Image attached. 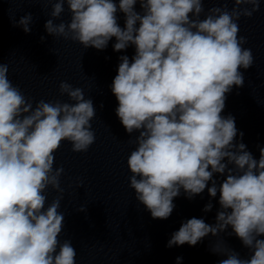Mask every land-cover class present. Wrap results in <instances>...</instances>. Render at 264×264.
Instances as JSON below:
<instances>
[{
  "label": "clouds",
  "instance_id": "1",
  "mask_svg": "<svg viewBox=\"0 0 264 264\" xmlns=\"http://www.w3.org/2000/svg\"><path fill=\"white\" fill-rule=\"evenodd\" d=\"M44 2L51 4L44 27L53 37L85 49L103 50L113 37L116 52L134 46L131 59L119 57L111 92L126 132L139 133L129 140L136 144L127 159L129 187L151 217L168 219L181 190L192 199L211 181L209 196L219 193L216 223L190 218L167 247L195 246L231 227L229 235L235 234L251 255L240 258L217 243L211 251L226 256L219 264H264V147L257 146L259 159L254 158L243 142H236L234 117L222 115L227 94L244 85L241 69L254 62L251 49L243 47L247 38L239 35L238 21L258 12L261 0H232L231 10L226 2L206 10L205 0ZM65 3L70 22L54 23ZM118 12L124 14V27ZM32 20L28 13L14 26L29 33ZM8 72V65L0 64V264H76L71 241L60 240L64 168H54V162L65 141L75 153L87 152L95 142L93 101L62 81L59 92L67 102L41 99L34 106ZM239 136L242 141L243 133ZM214 174L225 178L217 184ZM49 188L59 193L50 204ZM212 207L209 202L203 211Z\"/></svg>",
  "mask_w": 264,
  "mask_h": 264
},
{
  "label": "water",
  "instance_id": "2",
  "mask_svg": "<svg viewBox=\"0 0 264 264\" xmlns=\"http://www.w3.org/2000/svg\"><path fill=\"white\" fill-rule=\"evenodd\" d=\"M225 2L231 10L232 0L212 3L205 0L204 7L207 10L223 6ZM64 8L54 23L70 22L66 3ZM135 9L141 11L139 3ZM50 12L51 4L44 0H0V64L8 65V78L32 99L34 106L41 99L67 102L68 97L59 92L62 81L81 88L85 97L93 101L96 115L91 124L95 142L87 152L75 153L65 141L55 153L54 162V168H64L59 211L65 218L60 240L71 241L77 252L76 264H178V257L182 258L179 264H219L226 256L211 251L217 243L236 251L240 258H250L251 252L241 240L235 234L229 235L231 227L219 236L209 234L195 246L167 247L171 235L190 218H201L210 225L216 223L219 193L215 198L209 196L207 187L212 186L211 181L203 193L192 199L181 190L173 200L175 208L168 219L151 217L129 187L131 173L127 159L136 148L129 140L134 141L139 133L130 136L126 132L115 113L118 102L111 92L119 57L127 55L131 59L134 46L116 52L113 37L103 50L85 49L79 42L53 37L44 27L51 19ZM28 13L33 20L31 31L25 33L14 22ZM117 16L120 26L124 27V14L118 12ZM238 23L239 35L247 38L243 47L251 49L254 62L251 68L241 69L244 85L233 86L227 94L222 115L234 117L238 129L236 142H243L258 160L257 146L264 147V0L258 12L251 18L242 17ZM213 178L219 184L225 177L214 174ZM46 195L50 204L59 193L49 188ZM209 202L212 210L204 212ZM81 206L86 210L78 211Z\"/></svg>",
  "mask_w": 264,
  "mask_h": 264
}]
</instances>
